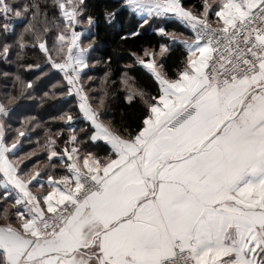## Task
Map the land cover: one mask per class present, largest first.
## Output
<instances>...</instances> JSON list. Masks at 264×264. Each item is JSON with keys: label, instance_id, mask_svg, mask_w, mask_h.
Here are the masks:
<instances>
[{"label": "snow or ice", "instance_id": "snow-or-ice-1", "mask_svg": "<svg viewBox=\"0 0 264 264\" xmlns=\"http://www.w3.org/2000/svg\"><path fill=\"white\" fill-rule=\"evenodd\" d=\"M0 264H264V0H0Z\"/></svg>", "mask_w": 264, "mask_h": 264}, {"label": "trees", "instance_id": "trees-1", "mask_svg": "<svg viewBox=\"0 0 264 264\" xmlns=\"http://www.w3.org/2000/svg\"><path fill=\"white\" fill-rule=\"evenodd\" d=\"M115 2V0H93V4L95 6V11L100 12L102 9L111 6L113 3ZM129 17L128 16H122V21L127 25L128 21H129ZM100 35L98 37V39L101 41V51H106V52H112L113 50H119L121 52H124L127 49H131L133 47V43L134 41L129 40L126 44L121 41L119 39V37H117L115 35L114 32H112L110 29L106 28L103 24H101V26L98 29ZM152 30L149 29V32H151ZM147 38H152L153 40L155 39L154 36L152 37H142L143 39H147ZM174 56H179V50L174 53ZM31 62V61H30ZM126 61L123 60H119L117 61V64H122L125 63ZM116 67V65H114V68ZM8 71H14V68H9L7 69ZM134 75H137L140 79L141 84H145L147 83L150 86V80L149 78L144 74V72L142 70H138L136 73H133ZM94 75L100 76L102 75V72H97L94 73ZM120 96V92H117V97ZM124 110V104L122 102L121 99H116L113 101V111L115 112V114L118 116L120 111ZM42 135V133H41ZM35 145H33L34 147ZM28 149L25 148V151H27Z\"/></svg>", "mask_w": 264, "mask_h": 264}]
</instances>
